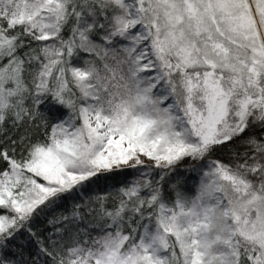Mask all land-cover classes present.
Returning a JSON list of instances; mask_svg holds the SVG:
<instances>
[{
	"label": "snow or ice",
	"instance_id": "1",
	"mask_svg": "<svg viewBox=\"0 0 264 264\" xmlns=\"http://www.w3.org/2000/svg\"><path fill=\"white\" fill-rule=\"evenodd\" d=\"M9 124L0 264H264V0H0Z\"/></svg>",
	"mask_w": 264,
	"mask_h": 264
},
{
	"label": "trees",
	"instance_id": "2",
	"mask_svg": "<svg viewBox=\"0 0 264 264\" xmlns=\"http://www.w3.org/2000/svg\"><path fill=\"white\" fill-rule=\"evenodd\" d=\"M42 112H44L45 117L47 119H49L50 121L52 120V118H54L57 114H58V106H45L42 107ZM36 134V130L30 129L29 126L27 124L16 128L11 126V124L7 125L5 127V129L3 131H0V147H5L8 148L10 147V142L12 140H19L20 137L28 135V136H33ZM214 156H219L222 159H228V149L226 148H220L217 150L216 153H214ZM74 203V201H68L66 202V204L57 209V211L55 213H50L48 216V219H51L52 216H56L59 217L61 213H67L68 211H70L72 204ZM51 226L47 223V221L45 220L44 216L41 215L40 218H38L37 220H35L33 222V228L37 231V232H41L44 235H48L49 234V228ZM14 243H23V239L22 238H18V240ZM34 247H29L26 252L25 255L27 256V253L29 251H34Z\"/></svg>",
	"mask_w": 264,
	"mask_h": 264
}]
</instances>
